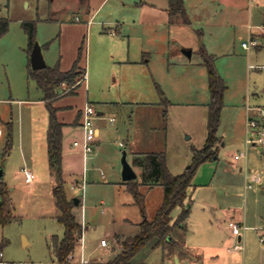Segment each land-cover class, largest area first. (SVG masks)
<instances>
[{
    "label": "rangeland",
    "instance_id": "374dc122",
    "mask_svg": "<svg viewBox=\"0 0 264 264\" xmlns=\"http://www.w3.org/2000/svg\"><path fill=\"white\" fill-rule=\"evenodd\" d=\"M251 5L255 22L261 10L255 0H184L190 21L185 24L181 15L168 13L167 0H0V17L9 20L0 38V174L17 217L0 225L4 261L57 263L49 244L51 236L63 235L45 149L48 112L40 101L42 90L28 77L22 22L32 20L47 66L61 60L62 70L70 69L85 39L80 65L86 83L79 73L73 85L64 86V95L53 102L64 106L58 117L71 122L87 103L102 112L94 121L100 143L85 161L77 156L63 165L67 196L81 199L75 214L83 222V242L72 264L81 258L86 264L111 259L120 249L114 234L134 235L162 200L160 186L142 187V213L122 179L123 152L129 164L136 153L164 152L169 171L179 174L190 164L192 148L203 146L210 96L202 46L227 84L217 129L220 142L213 160L195 172L185 227H176L167 243L151 241L131 263L264 264V242L257 233L264 228V146L245 142V105L264 106V47L249 53L241 46L248 40ZM83 7L90 13L98 8L88 26L90 13ZM157 85L168 103L162 104ZM8 123L12 146L3 157ZM22 168L34 172L33 187L24 182ZM133 169L138 177L139 169ZM230 210L236 219L244 216L240 243L229 239L221 223ZM178 213L174 209L172 218ZM101 239L107 248L100 246Z\"/></svg>",
    "mask_w": 264,
    "mask_h": 264
},
{
    "label": "trees",
    "instance_id": "16d2710c",
    "mask_svg": "<svg viewBox=\"0 0 264 264\" xmlns=\"http://www.w3.org/2000/svg\"><path fill=\"white\" fill-rule=\"evenodd\" d=\"M167 11L170 15H181L183 21L188 23L186 17L184 0H168ZM9 27L7 18H0V38ZM22 28L27 37L28 54V77L36 81L38 87L43 92L44 105L48 112L46 145L47 161L50 174L54 177L55 186L52 190L55 207L58 211L56 219L63 228L62 237L51 236L49 249L54 254L58 264H70L68 257L75 256L76 249L80 244L83 232V225L74 214V209L80 206V200L75 205L73 198H69L64 189L63 169H62V129L65 126L58 118L59 108L53 102L64 95L65 87H69L76 82V77L86 74V70L81 67L84 42H81L76 59L70 69L62 71L60 61L53 66H45L43 69L33 70L30 65V52L36 43V21L22 22ZM202 58V65L206 68L207 84L210 100L207 104L206 138L201 148H192L190 164L182 173L172 174L166 164L164 152L136 153L132 158V167L139 169L136 179L125 181L128 192L132 195L134 203L141 208L144 213L145 192L142 187L151 189L155 186L162 188V200L156 208L152 219L144 218L139 224L134 235L124 236L114 234L115 243L120 247L119 252L111 259L95 264H132L131 261L137 252L155 241V245H162L168 242V236L176 227L184 228L189 218L191 202L192 180L198 166L206 161L213 160L220 138L217 136V129L220 122V113L223 107L224 92L227 84L223 77L217 72L214 64V57L207 54L204 47L199 50ZM162 104L168 103L163 91L156 86ZM75 121L78 120L76 116ZM259 123L264 125V117L259 119ZM74 124V122H73ZM76 124V123H75ZM8 134L6 137L5 149L2 156H6L12 146L11 126L8 123ZM139 182H138V180ZM8 186L0 178V225L5 226L13 220H17L14 214L15 208L8 191ZM178 208L179 213L173 219L172 212ZM0 244V252L2 250Z\"/></svg>",
    "mask_w": 264,
    "mask_h": 264
},
{
    "label": "built area",
    "instance_id": "2783aa9c",
    "mask_svg": "<svg viewBox=\"0 0 264 264\" xmlns=\"http://www.w3.org/2000/svg\"><path fill=\"white\" fill-rule=\"evenodd\" d=\"M264 39V26L259 29L257 34H252L247 41L241 43L242 48L246 50H250L252 48H257L261 46V41ZM86 79V74L82 76V81ZM259 118H249L247 120V130L248 135L246 137L247 144H254L264 146V125L259 123V119L264 117V110L258 109ZM97 111L92 104H86L81 112V129H82V137L80 139H76L72 142V147L79 148L83 156L90 154L93 152V147L98 137L97 127L95 126V119L97 117ZM109 124H113L115 122L114 117L108 118ZM122 145V144H121ZM235 159H239V155H234ZM23 177L24 182L26 184H32L34 180V174L32 171L23 168ZM256 182H259L260 179L258 177L254 178ZM247 187H251V184H248ZM230 233L233 236L239 235L242 225H240L237 221L231 220L227 224ZM245 229V227H243ZM258 229V228H257ZM260 230V241L264 242V228H259ZM83 238H80V244L82 245ZM100 246H107V240L101 239ZM235 248H239L240 245L236 244ZM74 256L71 255L68 257V262L72 264V260ZM87 261L80 259L79 262L75 264H86ZM0 264H11L3 260V254L0 252ZM44 264H58V263H44Z\"/></svg>",
    "mask_w": 264,
    "mask_h": 264
},
{
    "label": "crops",
    "instance_id": "0c3cea01",
    "mask_svg": "<svg viewBox=\"0 0 264 264\" xmlns=\"http://www.w3.org/2000/svg\"><path fill=\"white\" fill-rule=\"evenodd\" d=\"M222 1V0H221ZM80 2V1H79ZM255 2H256V9H261L260 10V16L257 18V19H255V22H254V17H253V13H252V5H251V7L249 8V17H248V22H247V24H246V28L248 29V31H247V35H248V38L252 35V34H257L258 32H257V30L256 31H253V30H251L252 28L253 29H260L262 26H264V0H255ZM167 5H168V0H167ZM100 6V5H99ZM185 7V6H184ZM167 8V7H166ZM98 10V8L94 11V12H92V13H90V11H89V7L88 8H86V7H83V11H85L86 12V14L87 15H89V13H90V16H89V18H88V20L86 21V23H87V26H88V24H91V20L93 19V16H95V14H96V11ZM187 17V16H186ZM1 18V17H0ZM77 19H78V17H76ZM188 19V18H187ZM182 21H183V18H182ZM190 21H189V19H188V23H189ZM254 22V23H253ZM183 23H185L184 21H183ZM188 23H185V24H188ZM260 27V28H259ZM79 46L80 45H78V47H77V49H76V54H75V57H74V59H73V61L76 59V56H77V50H78V48H79ZM203 47V46H202ZM201 47V48H202ZM264 47V39L261 41V46H259V47H257V48H254V49H256V50H260L261 48H263ZM200 48V49H201ZM27 49V48H26ZM25 49V50H26ZM199 49V50H200ZM253 49V48H252ZM252 49H250V50H252ZM243 50H246V49H244L243 48ZM250 50H246L247 52H249ZM250 53V52H249ZM248 53V58H249V54ZM73 63V62H72ZM60 68H61V60H60ZM251 68V67H250ZM260 67H257V69H259ZM262 68H264V66H262ZM206 69V68H205ZM61 70H62V68H61ZM62 71H66V70H62ZM206 76H207V73H206ZM84 83H86V80H84L83 81V83L82 84H84ZM208 85V84H207ZM263 92H264V89H263ZM262 99H264V97L262 98ZM40 101L41 102H43L44 103V101L42 100V99H40ZM251 101V100H250ZM87 104H89V103H87ZM86 105V104H85ZM85 105H82V107H80L78 110L80 111V114H79V118H78V122H77V125H75V126H73L72 125V121L74 120V118H75V114L73 115V120L70 122H68V121H65L64 122V120H61L59 117V120H61L63 123H65V126L63 127V129H62V133H63V138H62V169L64 170V167H63V165H64V163L67 161V160H70V159H72V158H75V157H77V156H81L82 157V159H83V161H85V159H87V155L84 157L83 156V154L81 153V151H80V149L79 148H74V147H72V142L74 141V140H76V139H80L81 137H82V129H81V112H82V110H83V108H84V106ZM55 107H57V106H55ZM64 106H58L57 108H59V109H61V108H63ZM261 107H264L263 105H257V106H250L248 103L245 105V136L247 137V135H248V130H247V120L249 119V118H259V113H258V109L259 108H261ZM262 109V108H261ZM58 115V114H57ZM97 115L98 116H100V115H102V112H100V111H97ZM97 116V117H98ZM96 117V118H97ZM97 127V126H96ZM46 130H47V127H46ZM97 133H98V137H97V140H96V142H95V145H98L99 143H100V141H101V134H100V130L98 129V127H97ZM206 138V137H205ZM246 139V138H245ZM246 142V141H245ZM121 145V144H120ZM248 145H252V146H255L254 144H248ZM122 146V145H121ZM256 146H259V145H256ZM45 149H46V157H47V145H46V136H45ZM233 159L234 160H238V159H235L234 158V156H233ZM131 166H132V164H130ZM133 168V167H132ZM23 169V168H22ZM28 170H30V169H28ZM134 170V169H133ZM240 170H242L241 168H240ZM30 171H32V170H30ZM135 171V170H134ZM33 172V171H32ZM136 173V172H135ZM33 174H34V172H33ZM137 174V173H136ZM35 175V174H34ZM36 176H34V178H35ZM63 179H64V176H63ZM260 179V181L259 182H257V183H261L262 182V178H259ZM193 181V180H192ZM34 182L35 181H33L32 182V187H33V185H34ZM75 186L76 185H78L79 186V183L77 182V181H75L74 183H73ZM249 188V187H248ZM79 200H80V203H81V199L79 198ZM81 205V204H80ZM79 207V206H78ZM77 208V207H76ZM76 208L74 209V214H75V210H76ZM233 212H234V210H230V211H226V212H224V214H223V220H221V223H224L225 224V228H226V230L228 231V236H229V239H231V240H233V238H236V241L238 242V243H240V241H241V239H242V231H240V234L239 235H236V236H233L231 233H230V230L228 229V227H227V224H228V222L229 221H231V220H234V221H237L240 225H243V222H244V216H243V219H242V217L241 216H239V217H237V218H239V219H236L235 218V216L233 215ZM75 216H76V218H77V215L75 214ZM246 218V217H245ZM260 219L263 221V224H262V226H264V215H261L260 216ZM77 220L79 221V222H81L82 224H83V222L81 221V220H79L78 218H77ZM243 227H245L244 225H243ZM85 229H87V227H85ZM243 230H245V229H243ZM258 233V235H260V230H259V232H257ZM101 247H104V248H107V246H101Z\"/></svg>",
    "mask_w": 264,
    "mask_h": 264
},
{
    "label": "water",
    "instance_id": "95a60500",
    "mask_svg": "<svg viewBox=\"0 0 264 264\" xmlns=\"http://www.w3.org/2000/svg\"><path fill=\"white\" fill-rule=\"evenodd\" d=\"M185 54L190 57L191 51H186ZM29 58H30L31 68L33 70H39V69L45 68L46 63H45V60H44L42 52H41V47L38 45V43H34L32 49H31ZM121 162H122V173H121L122 179L124 181H130V180L136 179L137 174L133 170L132 166L126 160L125 152H123V154H122ZM1 177L2 176L0 174V178ZM73 201H74L75 205H77L79 203V199H77V198H74Z\"/></svg>",
    "mask_w": 264,
    "mask_h": 264
}]
</instances>
